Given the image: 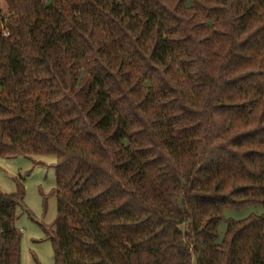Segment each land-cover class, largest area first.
Instances as JSON below:
<instances>
[{
  "label": "trees",
  "instance_id": "trees-1",
  "mask_svg": "<svg viewBox=\"0 0 264 264\" xmlns=\"http://www.w3.org/2000/svg\"><path fill=\"white\" fill-rule=\"evenodd\" d=\"M17 156L56 160L54 264H264V0H0ZM25 194L0 192V264Z\"/></svg>",
  "mask_w": 264,
  "mask_h": 264
},
{
  "label": "rangeland",
  "instance_id": "rangeland-1",
  "mask_svg": "<svg viewBox=\"0 0 264 264\" xmlns=\"http://www.w3.org/2000/svg\"><path fill=\"white\" fill-rule=\"evenodd\" d=\"M5 9V4L3 3ZM53 156H17L0 158V192L17 191V180L25 186L24 209L19 208L16 227L23 233L21 264H54L52 230L57 216L56 168ZM260 205L247 206L241 210L227 209L219 225L224 235L227 219H243L251 214L260 215Z\"/></svg>",
  "mask_w": 264,
  "mask_h": 264
},
{
  "label": "built area",
  "instance_id": "built-area-1",
  "mask_svg": "<svg viewBox=\"0 0 264 264\" xmlns=\"http://www.w3.org/2000/svg\"><path fill=\"white\" fill-rule=\"evenodd\" d=\"M4 35L5 36L9 35V32L8 31H4Z\"/></svg>",
  "mask_w": 264,
  "mask_h": 264
}]
</instances>
